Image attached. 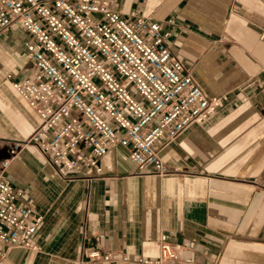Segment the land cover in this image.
Returning a JSON list of instances; mask_svg holds the SVG:
<instances>
[{
  "label": "crops",
  "instance_id": "crops-1",
  "mask_svg": "<svg viewBox=\"0 0 264 264\" xmlns=\"http://www.w3.org/2000/svg\"><path fill=\"white\" fill-rule=\"evenodd\" d=\"M105 1L126 21H158L193 82L223 99L153 145L170 171L161 176L137 171L118 146L89 179L22 146L3 176L42 218L34 248L9 247L5 264H147L161 234L177 254L164 264H264V0ZM27 39L16 22L0 34V159L37 123L10 85L29 74Z\"/></svg>",
  "mask_w": 264,
  "mask_h": 264
},
{
  "label": "built area",
  "instance_id": "built-area-1",
  "mask_svg": "<svg viewBox=\"0 0 264 264\" xmlns=\"http://www.w3.org/2000/svg\"><path fill=\"white\" fill-rule=\"evenodd\" d=\"M15 22L31 36L23 41L30 71L10 85L37 123L0 159V264L9 247L34 248L42 218L24 189L3 176L22 146L33 145L58 172L77 171L86 179L101 173L100 158L118 146L137 171L148 166L147 173L161 176L170 171L153 145L174 141L223 99L193 82L168 50L158 21H126L105 0H0V34ZM158 237V257L141 262H176L164 234Z\"/></svg>",
  "mask_w": 264,
  "mask_h": 264
},
{
  "label": "rangeland",
  "instance_id": "rangeland-1",
  "mask_svg": "<svg viewBox=\"0 0 264 264\" xmlns=\"http://www.w3.org/2000/svg\"><path fill=\"white\" fill-rule=\"evenodd\" d=\"M93 82H95V84L100 87L101 90L105 91V89L101 86V84L96 80L94 79ZM129 84L130 83H127L126 87L128 88L129 87ZM132 95H134V93L131 92ZM135 96V95H134Z\"/></svg>",
  "mask_w": 264,
  "mask_h": 264
}]
</instances>
